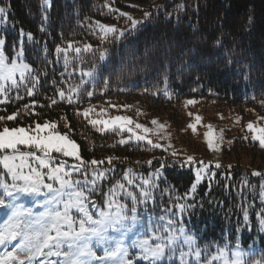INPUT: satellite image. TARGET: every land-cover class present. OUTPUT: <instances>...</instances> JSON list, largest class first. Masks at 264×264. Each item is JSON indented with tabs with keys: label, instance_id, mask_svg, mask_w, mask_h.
Here are the masks:
<instances>
[{
	"label": "trees",
	"instance_id": "1",
	"mask_svg": "<svg viewBox=\"0 0 264 264\" xmlns=\"http://www.w3.org/2000/svg\"><path fill=\"white\" fill-rule=\"evenodd\" d=\"M0 7L5 8L0 37L6 51L22 49L33 70L0 100V116L18 114L15 120L0 121V130L54 122L57 131L79 145L84 161L104 160L103 165L72 171V178L87 189L83 182L93 178V167L105 172L87 202L95 217L105 207L109 189L124 183L117 199L131 207L127 192L137 196L138 222L131 230L140 240L157 242L158 226L171 219L176 235L182 236L183 226L209 253L252 246L257 249L252 258L264 260V148L243 129L228 128L221 166L211 164L195 192L194 169L202 165L184 163L188 155L206 164L211 158L205 142L188 127L195 115L239 106L264 122V0H0ZM121 12L140 22L135 29ZM97 21L124 35L105 37ZM85 45L92 47L86 51ZM57 47L67 49V63ZM101 52H106L104 60ZM88 71L91 77L83 75ZM73 88L78 92H70ZM60 90L72 96V103L60 98ZM189 100L195 103L187 104ZM83 109L93 111L85 118ZM116 114L168 121L187 155L173 156L144 142L121 143L125 134L100 131L89 122L94 116ZM52 155L54 164L64 163L62 154ZM109 157L115 158L111 165ZM129 169L132 185L124 180ZM254 171L260 175H252ZM0 176L8 180L2 166ZM145 179L152 183L142 186ZM177 204L185 205L183 212ZM133 246L126 243L129 258L148 264L137 258Z\"/></svg>",
	"mask_w": 264,
	"mask_h": 264
},
{
	"label": "snow or ice",
	"instance_id": "2",
	"mask_svg": "<svg viewBox=\"0 0 264 264\" xmlns=\"http://www.w3.org/2000/svg\"><path fill=\"white\" fill-rule=\"evenodd\" d=\"M5 13V8L0 7V14ZM121 16L127 17L133 29L136 28L139 21L135 20L130 14L121 12ZM148 13H145L147 16ZM2 18V16H0ZM100 31L104 36L109 34L119 36L124 35L123 30H118L114 25H106L96 22ZM28 39H32L31 33L27 34ZM5 44L4 39H0V46ZM91 45H85L84 50H90ZM68 48H72V43L68 44ZM76 53L81 51L80 48L74 49ZM57 53H65V63H67V49L60 47L56 48ZM19 55H22V51ZM17 59L10 60L5 56L4 52L0 50V94H4L10 87H19L31 75L32 68L28 63ZM106 58V52L100 53V59ZM83 75L91 77L92 71L84 72ZM78 88H73L70 92H78ZM59 96L61 99H67L72 103V96L66 95L65 91L60 90ZM28 95H33L31 89H28ZM88 96L92 93L88 92ZM56 103L55 100L52 101ZM195 101L189 100L187 104H193ZM93 110H85L83 115L88 117L89 112ZM103 111V109L101 110ZM17 113L8 116H0V121L15 120ZM191 115V113H189ZM196 121L199 122L202 118L197 115ZM93 126L101 124L104 127L98 130L104 131L114 125H119L121 129L131 124L133 121L127 116L112 117L111 120H90ZM153 125H158L160 129H164L166 125L160 124L156 119L151 121ZM68 127V125H66ZM136 128L143 129L145 133L151 131L149 128L141 124H136ZM189 128L196 132V124H189ZM210 131L205 133L207 146L210 150L219 151L220 145L214 143L211 132V125L207 126ZM247 128L253 133L252 139L259 141L261 148H264V127L256 128L253 123H249ZM46 135H42L45 130H49ZM57 125L54 122H45L44 124L36 123L34 128L26 127H3L0 130V166L4 170V176L10 177V183L7 180H0V209L6 210L8 219L3 228H0V245L7 242L21 239L17 252H9L4 258H0V264H32V261H38V264H45L40 257H62V264H135L129 258L128 250L120 242H110L105 239L109 230L113 232L126 235L134 225L138 222V209L136 207L137 196L133 192H127V196L133 201L131 207L126 203L118 201V192L123 194L125 184L117 182L107 193V200L105 207L99 210L98 218L88 210L89 197L95 190L97 181L103 180L105 172L103 170L97 171L93 167L94 176L91 180L87 177L84 184L89 185L86 189L82 186L80 180L72 178V171H78L86 164L91 166H99L105 163L104 160L93 159L91 161H84L79 154V146L77 143L69 138L67 133L61 134L56 131ZM128 131H132L130 128ZM136 140H145L147 137L136 135ZM121 143H125L124 140ZM148 144L153 147H162L160 144H154L151 139L147 140ZM21 146L27 149L35 150H21ZM171 147V145H169ZM39 153V154H38ZM52 153L62 154L65 157H74L79 161L78 165L73 166L72 170L65 167L66 162L54 164ZM177 156L176 152L171 153ZM114 157L107 158V163L112 164ZM151 164V161H148ZM185 164L199 163L202 165L196 172V182L192 184L191 191L195 192L197 184L200 183L204 170L208 168V164L203 161H196L193 156H187ZM163 166V165H162ZM221 165L216 163L215 167L219 168ZM231 167V166H229ZM132 170L129 169L124 174V180L127 184L135 183L131 178ZM252 175H260L259 172L254 171ZM53 181L54 183H49ZM151 180L145 179L142 181L143 185H150ZM47 197V210L38 218L30 223H25L22 219L24 212L17 209L15 198L17 196H41ZM142 196L149 197L148 191H143ZM62 202V209L58 207ZM95 202L92 201V207H95ZM177 208L181 212L184 211L185 205L177 204ZM73 210L79 213V217L74 216ZM169 211H171L169 209ZM175 214V213H173ZM163 219V218H161ZM245 219L247 213L245 212ZM264 224V221L261 222ZM174 221L167 220V224L158 226V235L155 237L159 242H150L149 239L139 241L133 247L139 249V260L147 261L148 264H159L166 256H173L178 251L176 247L177 241L180 245H186L188 252L180 250L181 264H184V257L186 255L193 256L198 264H216L222 261L223 264H244L240 259L238 253L234 259L228 258V252L225 249H219L217 254L211 256V259L203 258L201 251L193 246L194 237L185 233V228L181 226L179 232L182 236L175 234L173 229ZM98 241L103 240L107 245L103 249L104 255L98 256L94 251L93 239ZM23 252L24 257L20 258L18 253ZM49 264H61V262L49 261ZM259 264V262H257Z\"/></svg>",
	"mask_w": 264,
	"mask_h": 264
},
{
	"label": "rangeland",
	"instance_id": "3",
	"mask_svg": "<svg viewBox=\"0 0 264 264\" xmlns=\"http://www.w3.org/2000/svg\"><path fill=\"white\" fill-rule=\"evenodd\" d=\"M0 39H4V38L0 37ZM5 46H6V44H4L3 46H0V50H2L5 54V56L8 57L10 60L17 59L18 55L22 51V55H19V60L22 62L28 63L24 59V53H23L22 49H20L18 51L14 50V53L11 54V53L6 51ZM32 72H33V70H32ZM32 72H31V75H32ZM31 75L29 76V78L31 77ZM5 97H6L5 93L0 94V100H2V101L5 100ZM85 110L86 109H83L82 112H84ZM198 115L202 118L199 122L196 121L195 117L197 115H195L194 118L188 123V125L189 124H196L197 128H196V132L194 134L198 138L202 139L207 146V142L205 139V133L210 131V129L207 126L211 125V132H212V136L214 139V143L220 145L219 151L209 149L211 152V158H210V161H208V167L211 164L216 165L217 162H219L221 165V163H222V145L225 141L226 130L228 128L235 127V126L239 127L241 129H243L248 134V136L252 139L253 133L249 131V129L247 128V125L251 122V123H253L254 127H256V128L264 127V122L261 120L260 116L256 112L249 111L246 109L244 110L242 107H239V106H229V107H226L222 111L210 112L208 114H198ZM116 116L130 117V116L124 115V114H116V115H112V116L101 115V116H94L91 118V120H111L112 117H116ZM130 118L133 122L131 124H127L126 127H124L123 129H121L119 127V125L117 124V125H114L108 129L104 130V131H114V130L120 131L121 133L125 134V137L123 138V140L125 142H144V143H147V140L151 139L154 144H160L162 146V148H164L165 150H167L170 153L176 152L177 154H180V155H187L186 147L183 145L181 139L175 136V129L168 121L162 120L158 117H153L149 120H141L138 118L135 119L132 117H130ZM153 119H156L160 124L166 125V127L164 129H160L158 127V125H153L151 123V121ZM40 124H44V123H40ZM136 124L144 125L145 127L149 128L151 131H149L148 133H145L143 131V129L136 128L135 127ZM95 126L98 129L104 127L101 124H97ZM17 127L34 128L35 124L33 126H17ZM9 128H13V127H9ZM129 128L132 130L131 132L128 131ZM48 131H50V129L45 130V132L42 133V135H46ZM61 134H63V133H61ZM136 135L145 136V137H147V139L138 141L135 139ZM254 141H256V140H254ZM256 142H258V144H259V141H256ZM150 145H152V144H150ZM169 145H171V147H169ZM24 149H26V151L29 150V149L21 146V150H24ZM33 150H35V149H33ZM79 154L81 156L80 148H79ZM188 156H190V155H188ZM63 157L65 160L64 162H66V164H68L69 166H72L74 163L79 164V161H77L74 157H65V156H63ZM68 159H71L72 162H70ZM201 167H197L194 169L195 177H196L197 170ZM206 173H207V169H205L204 173H202L203 178L200 181V183H202ZM7 179H8L7 182L10 183L11 182L10 177H8ZM0 180H5V179H3L2 176H0ZM195 182H196V180H195ZM199 184H197V186ZM0 192H2V189H0ZM18 197L19 196H17L15 198L17 209L26 214L22 217V219L25 221V223H30L31 221L38 218L42 213H44L47 210V197L46 196H43L42 199H38V203L41 205V210L38 212L34 211L31 207H27V206L23 205L20 202ZM36 197L40 198V196H36ZM58 207H60L62 209V202L60 205H58ZM97 213H99V211H97ZM72 214L74 216L78 217V215L76 214V212L74 210H73ZM96 218H98V216H96ZM6 220L0 225V228L4 227ZM109 233L110 232H108L105 239L109 240L110 242H113V241L120 242L123 244V246H126V243H127L126 239L131 238L132 240H136L137 243L139 241H141L140 239H138L135 232L131 233L130 236H128L127 234L122 235L120 233H112V234H109ZM20 242H21V239L17 238V240H13V241L7 242L3 245H0V258H4L6 256V254L9 252H17L19 245H20ZM157 242H159V241H157ZM92 243L94 245V251H96L97 255L103 256L104 255L103 249L105 247H107V245L104 244L103 240L98 241L94 238ZM193 246L198 248L201 251L202 260H203V258L211 259V256L217 254V252H218L217 251V252H210L209 253L204 248H202L201 246L198 245V240L195 237H194V241H193ZM176 247L178 248V251L176 252V254L173 256H166L164 260L178 261L181 264L180 250H182L184 252H188L189 249L186 245H180L179 241H177ZM134 249L137 251V249L135 247H134ZM223 249L227 250V252L229 254L228 255L229 259H234L235 255H233V254L238 253L240 256V259L244 262V264H257V262H259V264H264V260L262 261L259 258H255V259L252 258L255 251L257 250L252 246L245 248V247H242L240 245H236L230 249L229 248H223ZM100 252L102 254H100ZM18 255L20 258L24 257L23 252H19ZM39 259L44 260L45 264H49V261L55 262L58 260L62 264V261H63L62 257L58 258L55 256H52V257L45 256V257H40ZM183 259H184V264H198L197 260L193 256L186 255ZM26 264H27V262H26ZM32 264H38V261L34 260V261H32ZM93 264H96V262L93 261ZM100 264H103V262H100ZM216 264H223V262L218 261V262H216Z\"/></svg>",
	"mask_w": 264,
	"mask_h": 264
}]
</instances>
